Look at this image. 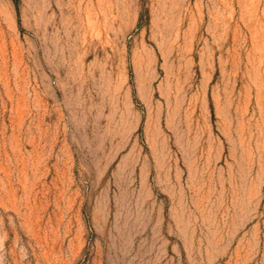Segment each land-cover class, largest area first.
Returning <instances> with one entry per match:
<instances>
[{
  "label": "rangeland",
  "instance_id": "374dc122",
  "mask_svg": "<svg viewBox=\"0 0 264 264\" xmlns=\"http://www.w3.org/2000/svg\"><path fill=\"white\" fill-rule=\"evenodd\" d=\"M0 264H264V0H0Z\"/></svg>",
  "mask_w": 264,
  "mask_h": 264
}]
</instances>
